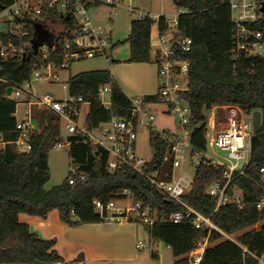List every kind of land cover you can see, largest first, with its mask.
<instances>
[{"label": "trees", "instance_id": "obj_1", "mask_svg": "<svg viewBox=\"0 0 264 264\" xmlns=\"http://www.w3.org/2000/svg\"><path fill=\"white\" fill-rule=\"evenodd\" d=\"M14 1L0 0V11ZM173 1L179 10L176 36L191 40L189 50L174 44L170 57L190 62L188 89L180 92L179 97L189 106L191 118L188 127L192 130L193 148L206 150L205 131L209 111L214 105H237L247 114L256 110L262 114L260 129L252 137L250 162L243 174L235 176L229 188V194L241 191L242 204L224 205L214 215L218 228L229 236L236 234V237L229 239L217 230L209 234L207 230L197 229L187 222L175 224L166 221L171 212L183 211L182 204L156 191L143 176L128 166L110 171L107 153L99 157V147L80 136L68 137L74 141L69 154L71 165L85 173V178H77L74 184H70L67 177L60 185L46 189L51 178L49 152L62 140L61 130L47 122L41 131H34L31 135V149L20 150L15 144L19 136L15 115L17 102L6 94L11 83L20 84L30 79L34 63H47L33 46L36 41H42L43 36L40 38L34 26L29 25V36L22 42L29 40L33 45L26 57L7 60L0 57V264H104L86 263L82 256L66 261L55 249V239L40 238L27 223L20 221L19 215L27 213L46 218L53 209H57L61 220L71 226L100 223L105 221L106 211L101 214L95 208L94 200L107 204L121 199L124 190L129 192L133 201L142 203L143 210L150 206L156 221L146 228L151 240L171 248L176 258L174 264H189L188 254L207 236L209 244L201 264H259L257 257L264 255V211L257 207L264 200L263 172L260 170L264 166V56L233 58L231 0ZM56 18L64 25V30L57 34L42 28V32L52 34L57 42L50 60L61 63L65 42L71 41L73 33L79 34L81 30L73 16L66 19L57 15ZM157 21L162 33L171 30L166 16H159ZM154 23L150 16L131 22L126 40L131 49L130 62L153 60L151 27ZM257 27L264 31V18ZM13 42L20 43L18 39ZM67 84L69 94L89 101L86 122L91 128L109 121L112 115L128 117L131 113V98L109 69L76 74L69 78ZM105 85L111 86L110 108L100 102L98 94L99 88ZM145 101L159 103L158 93L145 96ZM40 114L38 123L42 124L48 115L43 111ZM150 139L154 155L149 167L161 170L164 178L171 180L173 155L170 142L163 140L155 131L151 132ZM219 177L220 169L201 162L196 166L190 191L183 196L184 201L205 215L212 214L216 199L208 195L206 189L212 180ZM152 256L156 257L154 253Z\"/></svg>", "mask_w": 264, "mask_h": 264}, {"label": "built area", "instance_id": "obj_2", "mask_svg": "<svg viewBox=\"0 0 264 264\" xmlns=\"http://www.w3.org/2000/svg\"><path fill=\"white\" fill-rule=\"evenodd\" d=\"M95 2L105 3L111 6L120 5L123 0H15L12 5L0 11V57L3 60L9 58L26 57L31 41L22 40L29 36L28 26L41 24L43 29H48L50 22L54 23L56 16L69 18L73 16L76 26L81 33H73L74 38L65 42V55L61 63L51 61L57 42L52 38L51 43L43 42L37 49L44 61L47 63H34L30 79L20 84H13L10 99L17 102L25 93L28 96L27 111L22 120L17 121L19 136L15 144L20 150L29 151L31 144L29 139L33 134V120L30 113L32 105L45 106L52 110L61 121L69 136H80L86 142L99 147V157L104 153L108 155V169L114 171L122 166H128L131 170L143 176L156 191L173 199L184 207L183 211L171 212L166 221L179 224L187 222L197 229H205L210 234L213 230L223 233L227 238L229 235L222 232L214 221V215L227 204H242V193L235 190L229 194V188L236 175L244 173L251 158L253 117L252 113H245L237 105H214L208 115L207 128L205 131L206 150L198 151L191 144L192 130L188 127L190 122V110L188 104L179 97V93L188 89L189 60L171 58L172 46L178 44L183 50H189L191 40L189 37L175 36L167 38L164 34L160 36L161 43L170 41V45L162 48L159 53H154L158 62L159 74V103L167 105V112L176 113L179 116L177 124L178 132L155 130L163 140L170 142V151L173 155L172 179L167 180L159 169H151V160H146L137 152L138 128L140 125L149 126L153 124L152 103H146L145 97L131 98L132 110L128 117L112 115L109 121L101 123L96 128H91L86 122L87 113L84 107L89 108V101L82 96L69 94L66 99H57L49 94L39 96L32 89L34 80L58 78L56 70L66 68L73 61L85 58L102 56L110 60L111 44L106 30L101 26L94 25L88 17V9ZM231 20L233 24V58L235 60L251 59L255 56H264V31L257 25L264 18V0H231ZM75 15L79 19L75 18ZM173 25H178L177 18ZM51 30H49L50 32ZM171 31V30H169ZM8 39V40H6ZM20 41L19 44L13 42ZM73 49H75L73 51ZM153 55V54H152ZM1 69V63H0ZM1 79V78H0ZM100 102L110 108L111 86H101L98 90ZM106 125L105 128L103 126ZM101 130L105 138L95 135V131ZM74 141L66 138L65 142L59 141L54 146L70 149ZM188 159L196 166L201 162L211 164L220 169L221 177L212 180L207 186L208 195L216 199V206L212 214L205 215L190 206L183 199L191 188V182H182V179L174 180V169ZM264 173V166L260 169ZM77 178L84 179L85 173L80 172L77 167L71 165L69 168L68 181L74 184ZM121 199L129 198V192L124 190ZM114 199L105 204L101 200H94L95 208L103 214L105 221L120 222L137 218L139 222L151 226L156 221V216L151 214L148 206L143 210L142 203L133 201L129 207H116ZM259 210L264 211V200L257 204ZM135 213L137 217H132ZM209 244V236L200 240L196 247L188 254L189 264H201L206 248ZM145 247L140 240L137 248ZM259 264H264V255L257 257Z\"/></svg>", "mask_w": 264, "mask_h": 264}, {"label": "crops", "instance_id": "obj_3", "mask_svg": "<svg viewBox=\"0 0 264 264\" xmlns=\"http://www.w3.org/2000/svg\"><path fill=\"white\" fill-rule=\"evenodd\" d=\"M172 5H175L173 0H123L120 6H113L116 8L101 3L89 6V19L93 24L104 27L111 44V61L108 60L107 65L93 70L109 69L129 98L155 95L157 88L159 91V68L154 53H159L171 43H161L162 34L170 39L172 34L176 36V33L172 30L162 33L157 19L161 15L168 18V14H173L170 10ZM176 14H179L178 9ZM145 16L155 20L151 27L153 60L130 62L131 49L126 40L131 31V22ZM33 130L35 131L34 124ZM68 137L69 134L66 138ZM19 219L27 223L31 231L40 238L55 239V249L66 261H73L82 256L86 263L141 264L137 242L147 240L150 245L155 243L151 240L146 225L137 218L71 226L61 220L57 209H53L46 218L21 213ZM152 253L159 258L156 252Z\"/></svg>", "mask_w": 264, "mask_h": 264}, {"label": "rangeland", "instance_id": "obj_4", "mask_svg": "<svg viewBox=\"0 0 264 264\" xmlns=\"http://www.w3.org/2000/svg\"><path fill=\"white\" fill-rule=\"evenodd\" d=\"M103 4L105 3H101V5ZM106 6H108V4H106ZM108 7L116 8L111 5H109ZM170 10L173 11V14H168V20L171 25V30L175 32L176 27L173 25V21L178 16L176 14V5H172L170 7ZM75 18L79 19V17L76 15ZM101 27L104 28L103 26ZM48 29L58 34L64 30V25L59 20H57L54 23L50 22L48 24ZM107 61L108 60L102 56L73 61L69 64L68 67L56 70V73L58 74L57 79L52 78L50 80H34L32 82V89L39 96L49 94L57 99H66L69 96L67 83L70 77L82 72L91 71L94 68L105 66L107 65ZM157 93L158 88L156 94ZM28 99V96L23 93L20 102L17 104L16 115L19 120H22L26 114V101H28ZM152 109V112L155 116L153 124L149 126L140 125L138 128L139 137L137 140V152L141 157L145 158L146 160H152L154 155V146L151 143L150 139L151 132L155 130L171 132L179 131L177 127V124L179 122V116L176 113H168L166 104L158 103ZM41 111L45 112L48 115L47 117L43 116L45 120L42 121V124L38 123V119L40 118V116H42V114H40ZM87 112L88 107L85 106L84 113ZM30 113L32 115L33 124L35 125V131H41L47 122L53 123L58 126V128L62 131L61 141L65 142L68 132L64 128V122L61 121L60 118L54 112L35 104L30 107ZM105 127L106 125L103 126V128ZM94 133L97 137L103 139L105 138L101 130L95 131ZM185 155L186 160L182 161L181 165L174 169L173 176L174 180L182 179V182L184 184L193 180L196 170V165L192 164L188 159L189 152H187ZM71 164L72 158L69 154V149L53 146L49 152V167L51 172V178L45 186L46 189L50 190L53 187L63 183V181L69 175V168ZM262 180L264 182V176L262 177ZM132 205L133 200L130 197L119 199L116 201V207H129ZM131 216L137 217L135 213H131ZM230 237L234 239L236 237V234L231 235ZM143 242L145 243V247L139 250L141 254V264H174L175 257L173 256L172 250L168 248L167 245L162 242H155L153 245H150L147 240H143ZM153 251L159 255V258H152Z\"/></svg>", "mask_w": 264, "mask_h": 264}, {"label": "water", "instance_id": "obj_5", "mask_svg": "<svg viewBox=\"0 0 264 264\" xmlns=\"http://www.w3.org/2000/svg\"><path fill=\"white\" fill-rule=\"evenodd\" d=\"M263 11H264V6H263ZM66 19H69V15L66 16ZM35 30H36V33L38 34V36H39L40 38H42V36H43L42 41H39V40H38V41H36V42L34 43L33 46H34V48H35L36 50L38 49V47H39L43 42H45V43H47V44H50V43H51V40H52V38H53L52 34H50V33H48V32L43 34L41 24H36V26H35ZM11 91H12V87H8V88H7V92H6V94H7V95H10ZM252 117H253V131H254V134H257V132H258L259 129H260L261 122H262V114H261V111H259V110L254 111V112L252 113Z\"/></svg>", "mask_w": 264, "mask_h": 264}]
</instances>
